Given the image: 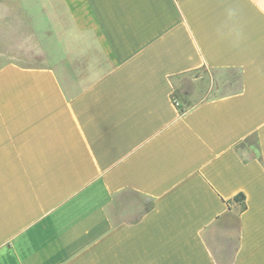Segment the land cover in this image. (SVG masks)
<instances>
[{
  "label": "crops",
  "instance_id": "obj_1",
  "mask_svg": "<svg viewBox=\"0 0 264 264\" xmlns=\"http://www.w3.org/2000/svg\"><path fill=\"white\" fill-rule=\"evenodd\" d=\"M0 264H264V0H0Z\"/></svg>",
  "mask_w": 264,
  "mask_h": 264
},
{
  "label": "rangeland",
  "instance_id": "obj_2",
  "mask_svg": "<svg viewBox=\"0 0 264 264\" xmlns=\"http://www.w3.org/2000/svg\"><path fill=\"white\" fill-rule=\"evenodd\" d=\"M210 75L211 74L207 73V78H209ZM212 75L214 76L215 74H212ZM198 79H195V80L192 79V78L179 79V81L176 83V87H177V90L179 92V95L183 96L182 94H186V95L190 94L195 99L200 98L202 95L204 96L203 92H205L206 83L205 82H200V81H198ZM231 79H233V80L236 79V76H234ZM215 94H216V91L215 92L212 91L210 93V96L211 95H215ZM194 95H196V96H194Z\"/></svg>",
  "mask_w": 264,
  "mask_h": 264
},
{
  "label": "trees",
  "instance_id": "obj_3",
  "mask_svg": "<svg viewBox=\"0 0 264 264\" xmlns=\"http://www.w3.org/2000/svg\"><path fill=\"white\" fill-rule=\"evenodd\" d=\"M244 196L242 194H238L234 197L233 201L241 207V209H244ZM151 205H148L147 208H150Z\"/></svg>",
  "mask_w": 264,
  "mask_h": 264
}]
</instances>
